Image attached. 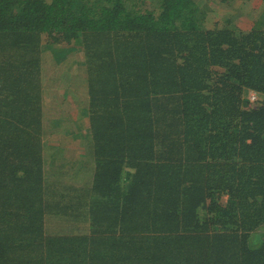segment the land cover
Here are the masks:
<instances>
[{
    "label": "trees",
    "instance_id": "trees-1",
    "mask_svg": "<svg viewBox=\"0 0 264 264\" xmlns=\"http://www.w3.org/2000/svg\"><path fill=\"white\" fill-rule=\"evenodd\" d=\"M140 1L0 0V264H264V8L241 29ZM77 49L81 107L43 81ZM79 112V174L45 171Z\"/></svg>",
    "mask_w": 264,
    "mask_h": 264
},
{
    "label": "rangeland",
    "instance_id": "rangeland-1",
    "mask_svg": "<svg viewBox=\"0 0 264 264\" xmlns=\"http://www.w3.org/2000/svg\"><path fill=\"white\" fill-rule=\"evenodd\" d=\"M93 1V0H92ZM200 6L203 8H206V20L209 25H213L216 23H219V21H224L227 19L229 22L231 20H234L239 16L241 17V20L237 23V25L244 29L245 24L249 25L250 19L255 15L259 14L256 13L257 9L259 8L258 5H262L264 8V1L259 3V0H196ZM263 3V4H262ZM139 6H142L143 8H149L153 9L156 8L157 4L153 0H141L138 4ZM138 7V6H137ZM264 13V12H263ZM237 21V20H236ZM222 22L220 24H222ZM264 23V20L262 21ZM230 23H233L232 21ZM236 23V22H234ZM60 39V37H59ZM44 40L45 41H51L50 38H48V35L44 34ZM43 41V42H45ZM64 43L63 39H60V42H55L52 44V47L49 48L50 52H54V54L58 53L61 49L58 50L59 45H62ZM56 48L57 50H53ZM49 52V54H50ZM51 55V54H50ZM69 57V58H68ZM68 58V59H67ZM66 60L62 62L61 64L57 65H47L43 69V74L46 76L43 81L44 84L47 83L48 78L53 77L55 75L63 73L67 78L66 81H64L65 85L67 87L69 84L74 85V88L78 89V93H74L73 95H70L72 99H75L76 104L78 107H81L80 102V96L82 95L80 93V86L82 88L83 86V79L81 78L82 75H84V69L82 68V63L84 62V57L82 54V51L80 49H77L76 51L71 50L68 55L65 57ZM59 70V72H58ZM70 78V79H69ZM70 80V82H69ZM59 86V82L57 84ZM56 86V87H57ZM50 96L47 98V102L45 103V111H46V117L50 118L52 116V110H49V108H52L55 102H61L59 105L62 107H69L65 106L63 103L64 97L66 95L65 92H56L53 93V90L50 92ZM245 96H248V93L245 94ZM74 97V98H73ZM69 111V110H68ZM71 111V110H70ZM79 115H75L76 121L71 120L66 116L65 113L62 114V117L52 121L51 129L49 130L48 137L43 141L45 143V149H44V159H45V171L49 170L50 168L55 171H68L69 176L78 175L75 173L77 171V162L81 157L80 153L82 151L80 143L82 144L81 134L83 131H85L84 127L79 128L77 126L82 125V121L84 118H82L81 112L78 113ZM72 122V123H71ZM73 124V126L71 125ZM77 125V126H76ZM70 131V133H69ZM68 133V135H66ZM54 136H62L64 139L56 142L57 137L54 138ZM49 143V144H48ZM60 143V145H59ZM50 144L53 146L51 147ZM82 171L86 170V168H82ZM79 172H82V171ZM54 176H52L50 173H48L49 178L51 179H59L62 180L60 176H55L54 171H51ZM52 228V227H51Z\"/></svg>",
    "mask_w": 264,
    "mask_h": 264
},
{
    "label": "built area",
    "instance_id": "built-area-1",
    "mask_svg": "<svg viewBox=\"0 0 264 264\" xmlns=\"http://www.w3.org/2000/svg\"><path fill=\"white\" fill-rule=\"evenodd\" d=\"M247 98L250 102H253L257 99V93L254 91H249Z\"/></svg>",
    "mask_w": 264,
    "mask_h": 264
},
{
    "label": "crops",
    "instance_id": "crops-1",
    "mask_svg": "<svg viewBox=\"0 0 264 264\" xmlns=\"http://www.w3.org/2000/svg\"><path fill=\"white\" fill-rule=\"evenodd\" d=\"M264 1V0H262ZM263 4V3H262ZM249 27V25L245 24V28L244 29H247ZM242 29V28H241Z\"/></svg>",
    "mask_w": 264,
    "mask_h": 264
}]
</instances>
